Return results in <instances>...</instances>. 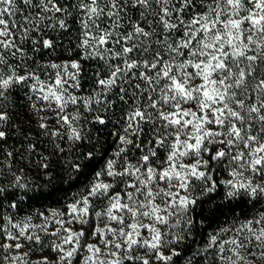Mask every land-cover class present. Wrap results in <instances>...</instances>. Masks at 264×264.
<instances>
[{"label":"snow or ice","instance_id":"1","mask_svg":"<svg viewBox=\"0 0 264 264\" xmlns=\"http://www.w3.org/2000/svg\"><path fill=\"white\" fill-rule=\"evenodd\" d=\"M0 264H264V0H0Z\"/></svg>","mask_w":264,"mask_h":264}]
</instances>
